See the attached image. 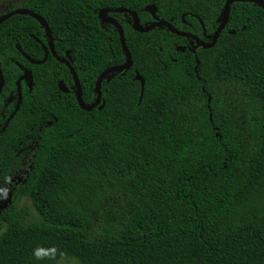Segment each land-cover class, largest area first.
<instances>
[{"label": "trees", "instance_id": "trees-1", "mask_svg": "<svg viewBox=\"0 0 264 264\" xmlns=\"http://www.w3.org/2000/svg\"><path fill=\"white\" fill-rule=\"evenodd\" d=\"M202 1L22 0L16 8L47 22L88 105L97 75L125 62L101 8H129L145 26L151 5L197 35L194 27L223 17L222 1ZM112 14L133 63L105 75L104 105L90 111L78 105L64 63L21 54L44 56L36 18L0 22V185L10 190L0 208V264H264V6L233 2L214 46L195 50L165 26L137 32L131 15ZM20 66L33 85L21 81L20 106L1 131ZM23 197L31 208L17 205Z\"/></svg>", "mask_w": 264, "mask_h": 264}, {"label": "water", "instance_id": "water-1", "mask_svg": "<svg viewBox=\"0 0 264 264\" xmlns=\"http://www.w3.org/2000/svg\"><path fill=\"white\" fill-rule=\"evenodd\" d=\"M233 1H241V2H249V1H253L256 2L262 6H264V0H226L224 3V7H223V17L221 19V22L219 24V26L217 27V29L215 30L214 34H212V40L209 43H206L202 40H200L196 35L190 34L189 32L186 31H180L177 28H175L170 22L164 20V19H159L158 16H156L155 11L156 8L154 6L149 5L147 7V9L150 11V13L153 16V22H151L148 25H142L140 23L139 17L136 14L135 11L125 8V7H105V8H101L98 11V17L100 19V21L102 22H109L112 23L116 28H117V33L119 35V41L122 47L123 52L125 53V62L122 64H118V65H112L110 67L105 68L103 71H101V73L99 75H97L96 81H95V91H96V98L94 100V102H92L91 104H85L83 99H82V88L78 79V76L74 70V68L71 65V61H70V56H69V52L66 51L65 53V57H60L54 50V45H53V38H52V34L50 32V28L47 24V22L44 20V18H42L39 14L35 13L34 11L30 10V9H26V8H14L10 11H7L3 14L0 15V22L8 19L9 17L18 14V13H23V14H28L34 18H36L45 28L44 31H46V35H47V39H48V46H43V50H44V56L41 60H34L32 58H30L25 52H23L20 48V52L21 54L25 57V59H27L30 63H34V64H39V63H43L47 57L48 54L50 53L57 61L64 63L70 70V75H72L74 84H75V96H76V101L78 103V105L80 106V108H82L83 110L86 111H90L92 110L94 107L98 106L99 103H101V105L99 106V108H102V106L104 105V102L101 101V83L103 78L105 77V75H108L109 73L115 72V71H120V70H125V69H129L132 66V58H131V54L130 51L126 45L125 39H124V35H123V30L121 25L113 18L109 17L107 15V12L113 11V12H126L129 15H131L132 17V26L133 28L137 31V32H148L150 30H152L155 27L158 26H165L167 27L171 32H173V34H176L178 36H182V37H186V38H190L193 39L196 43L195 45H193V47L191 48V50H195V48L202 47V48H210L215 44L216 38H217V34L220 33V31L222 30V28L224 27V25L226 24L228 18H229V12H230V5ZM177 50L183 51L185 49L184 46H177L176 47ZM20 68L22 69V73H20L18 79L16 80V90H17V101L15 104V107L13 109V111L11 112V114L7 117V120L4 123V126L2 128V131L4 130V128L7 126L9 120L11 119V117H13L15 115V113L17 112L20 103H21V99H22V94H21V89H20V84L21 81H24L25 84L28 86L29 89L32 88L33 85V78H32V73L29 69L20 66ZM135 78L140 80V85H141V95L143 92V87H144V79L140 76V74L136 71L135 73ZM4 85V78L2 75V69H1V65H0V92L2 91ZM63 91H66V89L64 87H62ZM140 95V97H141Z\"/></svg>", "mask_w": 264, "mask_h": 264}, {"label": "flooded vegetation", "instance_id": "flooded-vegetation-1", "mask_svg": "<svg viewBox=\"0 0 264 264\" xmlns=\"http://www.w3.org/2000/svg\"><path fill=\"white\" fill-rule=\"evenodd\" d=\"M221 1H222V3H223V7H224V3H225V1L226 0H203L202 2L206 5V6H209V7H215V6H219L220 4H221ZM233 2H235V1H233ZM232 2V3H233ZM253 2V1H252ZM231 3V4H232ZM254 3H256V2H254ZM231 6V5H230ZM111 8V7H110ZM126 8V7H125ZM129 9V8H128ZM112 13H121V12H113V11H110V12H107V15L109 16V17H111V18H113V19H115V16L112 14ZM126 13V12H125ZM185 16V14H183L182 15V17H184ZM193 16H195V17H197V15L196 14H193ZM116 20V19H115ZM154 20V19H153ZM228 20H229V18H228ZM228 20H227V22H226V24L224 25V27L222 28V30L220 31V33L219 34H221L222 33V31L226 28V26H227V23H228ZM184 21V20H183ZM220 20H218V18H216V20H214L213 22H208V28L206 29L205 27H204V25H202L201 26V30L196 26V27H194V29L198 32L197 33V37L200 39V40H202V41H204V42H206V43H209V42H211V40H212V34H214V32H215V30L217 29V27L219 26V24H220ZM235 25V27L237 28L238 26V24H234ZM244 25L242 26V28L241 29H244ZM227 32H229L230 34H234L235 33V30L234 29H227ZM191 34V33H190ZM219 34H217L218 36H219ZM193 35H195V34H193ZM218 36H217V38H218ZM217 38H216V40H217ZM193 40V39H192ZM194 41V40H193ZM216 42V41H215ZM195 41L191 44V47H193V45H195ZM214 46V45H213ZM185 47V46H184ZM199 47V46H198ZM197 47V48H198ZM197 48H195V49H197ZM22 70V69H21ZM10 101H12V98L10 97V99H9V102ZM16 104V103H15ZM15 107V106H14ZM14 109V108H13ZM13 109L10 111V113H9V115L11 114V112L13 111ZM8 115V116H9ZM4 116V110L3 109H0V120H1V118ZM7 116V117H8ZM7 117H6V120H7ZM5 120V121H6ZM5 121L3 122V125H2V127H1V131H2V128H3V126H4V123H5ZM1 124V123H0Z\"/></svg>", "mask_w": 264, "mask_h": 264}, {"label": "rangeland", "instance_id": "rangeland-1", "mask_svg": "<svg viewBox=\"0 0 264 264\" xmlns=\"http://www.w3.org/2000/svg\"><path fill=\"white\" fill-rule=\"evenodd\" d=\"M21 1L22 0H0V15L7 12V10L16 8ZM16 179H20V176H17L15 179L12 180L16 181ZM9 199H10V190L5 186L0 185V208L5 206V204L9 202ZM17 203H18L17 205L20 206L30 207L29 205L30 202L25 197L18 199ZM31 212L35 214L32 209ZM56 264H79V263L74 258H70V259L62 258L58 260Z\"/></svg>", "mask_w": 264, "mask_h": 264}]
</instances>
